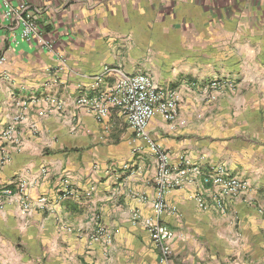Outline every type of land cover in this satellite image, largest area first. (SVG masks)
I'll return each instance as SVG.
<instances>
[{
    "label": "crops",
    "instance_id": "obj_1",
    "mask_svg": "<svg viewBox=\"0 0 264 264\" xmlns=\"http://www.w3.org/2000/svg\"><path fill=\"white\" fill-rule=\"evenodd\" d=\"M10 2L37 10L48 45L11 30L0 4V264H264V7ZM137 74L179 90L176 120L147 129L175 182L163 195L159 156L120 111L98 120L77 103ZM195 166H223L249 191L219 210ZM157 215L173 233L167 254L145 226Z\"/></svg>",
    "mask_w": 264,
    "mask_h": 264
},
{
    "label": "built area",
    "instance_id": "obj_2",
    "mask_svg": "<svg viewBox=\"0 0 264 264\" xmlns=\"http://www.w3.org/2000/svg\"><path fill=\"white\" fill-rule=\"evenodd\" d=\"M0 2L5 18L11 22V30L18 25L23 40L48 45L47 40L41 35L37 10L27 3L14 6L10 0H0ZM3 60L0 61L3 62ZM220 85L221 81L215 79L209 83V88L217 90ZM77 103L78 106L93 113L98 120L107 118L111 108L118 109L136 137L143 140L159 156L161 162L159 175L163 180L161 195L167 188L175 185V182L170 178L171 171L167 155L151 140L147 129L150 121L157 116L169 123L176 120L180 103V96L176 90L170 87H159L155 85L149 76L137 74L122 77L106 92H102L94 98L82 96L77 100ZM4 157L2 155L0 158V167L5 163ZM182 166L183 168H181ZM188 166L189 162L182 160L177 166V173L182 177L186 176ZM192 171L196 176H201L203 184H210L211 192H213V202L219 210L224 209L226 202L246 194L250 188L245 180L229 174L223 166H215L205 174H202L198 166H195ZM22 201L23 210L28 213L31 204L24 196H22ZM196 202L203 210L209 208L207 198L201 193L196 195ZM1 203L2 199H0ZM162 208V201L155 206L157 213H161ZM145 226L157 247H160L162 252L167 254L169 251L167 244L173 239V233L159 223L158 215L148 219Z\"/></svg>",
    "mask_w": 264,
    "mask_h": 264
},
{
    "label": "rangeland",
    "instance_id": "obj_3",
    "mask_svg": "<svg viewBox=\"0 0 264 264\" xmlns=\"http://www.w3.org/2000/svg\"><path fill=\"white\" fill-rule=\"evenodd\" d=\"M252 1H255V3L257 4V5H262L263 7H264V0H252ZM219 80V79H218ZM221 81V80H220ZM174 90H176L177 92L179 91L178 89H176V87L174 88ZM97 235L99 236V234H96V237H97ZM94 237V236H93ZM95 238V237H94ZM96 239V238H95ZM108 239V238H107Z\"/></svg>",
    "mask_w": 264,
    "mask_h": 264
}]
</instances>
